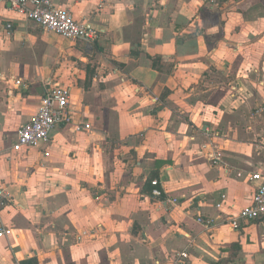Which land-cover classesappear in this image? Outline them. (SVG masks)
Returning <instances> with one entry per match:
<instances>
[{"label": "crops", "instance_id": "obj_1", "mask_svg": "<svg viewBox=\"0 0 264 264\" xmlns=\"http://www.w3.org/2000/svg\"><path fill=\"white\" fill-rule=\"evenodd\" d=\"M51 1L99 36L0 2V264H264V218L229 224L264 176V0ZM49 85L72 124L14 152Z\"/></svg>", "mask_w": 264, "mask_h": 264}, {"label": "built area", "instance_id": "obj_2", "mask_svg": "<svg viewBox=\"0 0 264 264\" xmlns=\"http://www.w3.org/2000/svg\"><path fill=\"white\" fill-rule=\"evenodd\" d=\"M9 3L11 8L25 19L32 21L42 29L69 40L81 41L93 44L99 36V30L90 22L76 20L67 9L55 5L51 0H0ZM7 30L11 29V24H6ZM19 83V82H18ZM70 89L65 86H48L41 95L39 106L33 116L20 125L16 132L15 141L12 143V150L19 152L21 149L44 147L50 141V132L57 126H67L72 124L73 116L69 109ZM88 123L75 124L74 130H90ZM208 143L203 144V148ZM222 155L218 150L208 152L210 163L217 165L222 161ZM7 159H10L8 157ZM238 175H240L238 173ZM253 181H258L255 187L251 202L240 208L236 215L229 219L232 228L237 229L240 221H252L264 218V176L260 173H253L249 177ZM158 180H151L153 186L151 195L161 197L162 190L158 187ZM8 197L6 187L0 182V238L8 239L13 235V229L6 226L2 218V208ZM176 203V199H173ZM196 221L205 227L213 226L214 220L198 216ZM91 234L81 231L76 234V240H81ZM180 257H187L185 252L180 253Z\"/></svg>", "mask_w": 264, "mask_h": 264}, {"label": "rangeland", "instance_id": "obj_3", "mask_svg": "<svg viewBox=\"0 0 264 264\" xmlns=\"http://www.w3.org/2000/svg\"><path fill=\"white\" fill-rule=\"evenodd\" d=\"M255 112H257V110L255 109Z\"/></svg>", "mask_w": 264, "mask_h": 264}]
</instances>
